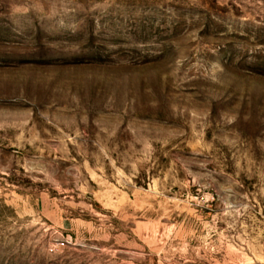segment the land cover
Instances as JSON below:
<instances>
[{
	"label": "rangeland",
	"instance_id": "obj_1",
	"mask_svg": "<svg viewBox=\"0 0 264 264\" xmlns=\"http://www.w3.org/2000/svg\"><path fill=\"white\" fill-rule=\"evenodd\" d=\"M0 264H264V0H0Z\"/></svg>",
	"mask_w": 264,
	"mask_h": 264
}]
</instances>
